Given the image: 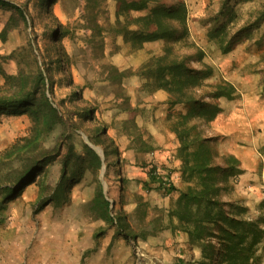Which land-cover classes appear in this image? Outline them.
Listing matches in <instances>:
<instances>
[{"label": "rangeland", "instance_id": "rangeland-1", "mask_svg": "<svg viewBox=\"0 0 264 264\" xmlns=\"http://www.w3.org/2000/svg\"><path fill=\"white\" fill-rule=\"evenodd\" d=\"M7 1L20 5L27 14L24 22L15 19L12 11L0 9V67L10 75L20 71L33 73L38 69L44 74L45 92L49 101L74 125L70 128L69 140L75 154L68 158V173L63 181L60 180L61 156H57L41 173L32 180H27V185L17 196L3 201L5 194L0 190V223L7 217H18L25 220L26 224L21 225V228L26 231L29 228H51V234L61 236L70 233L74 219L81 220L82 231L79 235L89 236V254H95L97 249L104 250L109 263L181 264L180 261L187 263L189 259L199 258L198 250L189 248L184 234L172 230L176 221H169L168 212L174 203L170 209L165 208L162 195L151 193V187L140 185L139 180H131L126 176L127 172L123 168L127 161L126 150L120 151L116 142L118 145L126 144L131 149L146 152L151 149L152 139L139 127L141 139L149 147L142 148L135 138L137 132L133 131L129 124H123L129 115L123 110L122 98H126L129 103V89L143 90L147 85L136 74L144 63L158 58L169 62L182 56L193 59L198 57L197 51H200L203 53L202 64L210 66L213 74L205 80L204 87L198 90L196 97H203L211 91L209 86L224 81L233 84L238 91L250 90L248 93L252 97L249 102V114L245 113L244 116L249 119L250 125L254 123V128H259L258 132L264 135L262 107L252 102L253 97L264 99V16L261 17L263 20H259L249 30L245 40L235 45L230 52L222 54L217 42L209 41L206 37L208 30L222 24L226 19L218 15L221 0H184L188 29L185 41L169 44L157 41L146 43L141 49L134 50L127 44L123 45L121 37L112 31L107 32L106 29L103 33V47L100 49L95 46L98 40H90L91 31L86 28L85 17L91 9L87 7L94 3L91 0H53L50 6L46 0ZM229 5L232 16L227 17V32L231 35L246 25L249 26L264 14V0H231ZM113 11L112 0L101 3L99 24L112 25ZM146 12H140L138 15H144ZM59 31L61 37L57 36L59 42L56 43L55 33H60ZM168 46H171L172 50L166 55L165 49ZM58 54L62 55L60 62L57 60ZM107 65L124 72L125 78L122 79L121 85L107 80ZM189 66L198 68L199 64L189 62ZM3 84L4 80L0 76V92L3 91ZM239 97L241 101V93L236 91L234 100L218 101V105L223 109L219 115L224 116L220 117V121L191 120L182 128L179 124L181 113H176L174 117L177 131L190 129L189 140H211L213 164L221 167L225 166L229 156L235 157L233 139L239 138V135L226 134L232 133V128L237 129L240 125V112L230 115L236 107L234 105L239 104ZM204 100L207 101V97ZM129 106L131 107L130 103ZM131 108L136 110V114L139 111L137 107ZM253 109L254 111H251ZM31 127L27 116L1 118V186L8 185L14 189L18 187L16 180L30 160L26 155L6 159L4 152L19 138L28 136ZM101 127H105L106 136L100 139V144L90 142L88 137L94 136ZM235 131L234 129L233 133ZM60 132V127L50 132L41 143L42 147L53 149L57 145ZM85 139L98 149V154L93 151L99 157V163L93 161L91 156L85 155L82 148V145L86 144ZM65 148L66 145L62 147V152ZM103 151L109 153L107 158L104 157ZM257 152L259 158L264 161V136L260 139ZM76 156H81L82 162L78 161ZM262 170L264 172V162ZM239 175L229 178L219 199L243 209L242 218L255 219L258 215V205L264 201V189H261L260 199L250 191L236 189L235 186L239 185ZM189 184L193 186L194 181ZM22 192L25 193L26 199L21 197ZM29 198L33 199L28 200ZM102 199L109 203L107 213L100 206ZM3 207L6 210L4 212ZM225 208L229 209L227 206ZM106 215L114 219L121 217L123 227L119 228L115 221L110 225ZM39 218H45L47 221L40 227L37 226L40 224H37ZM256 257V264H264L262 245L257 248Z\"/></svg>", "mask_w": 264, "mask_h": 264}, {"label": "trees", "instance_id": "trees-1", "mask_svg": "<svg viewBox=\"0 0 264 264\" xmlns=\"http://www.w3.org/2000/svg\"><path fill=\"white\" fill-rule=\"evenodd\" d=\"M91 1L94 3L87 7L91 9L85 17L86 28L91 31L90 40L97 39L95 46L100 49L103 47V33L106 29L107 32L112 31L121 37L123 44L134 50L141 49L146 43L157 41L168 44L185 41L188 36L187 8L184 0H112L114 21L112 25L106 24L107 28L106 25L99 24L100 4L107 0ZM230 1H220L218 15L226 19L222 24L208 30L206 34L209 41L217 42L222 54L230 52L235 45L245 40L249 30L259 20H263L261 17L264 16L262 14L249 26L246 25L231 35L227 32L229 23L227 17L232 16ZM46 2L50 6L53 0ZM0 9L12 11L15 19L25 22L27 12L24 13L20 5L0 0ZM143 11H147L146 14L138 15ZM60 28L59 26L58 29ZM55 36L54 41L58 43L61 32H56ZM171 50L172 47L168 46L165 49L166 55ZM197 53L198 57L193 59H188L187 56L169 62L164 61V58L154 59L144 63L136 73L147 84L144 87L147 91L163 90L170 95V106L184 104L188 107L185 115H179V124L182 128L191 120L214 121L223 112L218 101L220 99L231 101L236 98L235 88L226 81L209 86L208 89L211 90L209 93L201 98L196 97L198 90L204 87L205 80L213 74L210 66L202 64L203 53L200 51ZM61 59L62 55L58 54L57 60L60 62ZM189 62H196L199 67H190ZM105 69L109 75L107 80L121 85L122 79L125 78L124 72L112 65H107ZM0 76L4 80L3 91L0 92V122L3 116H27L32 124L30 134L19 138L4 152L6 159L26 155L30 160L16 180L17 188L0 185V190L5 194L2 200L5 201L17 196L27 185L26 181L41 173L57 156H61L60 180L65 179L68 173V158L75 154L69 140V131L74 125L49 101L45 92L46 77L39 69L33 73L20 71L10 75L0 67ZM205 97L207 101L204 100ZM121 104L129 115L123 124H129L131 129L137 132L135 138L142 148H149L141 139L140 129L135 124L136 110L129 106L124 97ZM57 127L61 130L57 145L50 150L44 149L41 143ZM189 132L190 129L177 131L178 155L182 160L183 177L188 183L194 181V185L179 193L174 206L168 212V217L171 223L173 220L176 221V225H172V230L184 234L189 248L198 250L199 258L189 259L187 263L180 261L181 264H256L257 248L260 245L264 247V201L258 205V215L255 219L242 218L243 209L221 202L219 196L225 190L229 178L241 174L238 168L239 161L229 156L224 167L213 164L211 140L196 138L189 140ZM105 136V127H101V130L96 131L95 135L88 139L90 142L100 144V139ZM64 140H67L66 143H63ZM64 145L66 150L62 152ZM82 148L85 155L91 156L93 161L99 163V157L87 144H83ZM103 154L105 158L109 155L106 151H103ZM76 157L82 162L81 156ZM149 178V183L156 184V188L163 190L164 194L176 191L171 185L164 188L162 177H155L149 173ZM100 206L107 213L108 201L102 199ZM106 220L110 225L115 221L119 228L123 227L121 217L114 219L106 215Z\"/></svg>", "mask_w": 264, "mask_h": 264}, {"label": "crops", "instance_id": "crops-1", "mask_svg": "<svg viewBox=\"0 0 264 264\" xmlns=\"http://www.w3.org/2000/svg\"><path fill=\"white\" fill-rule=\"evenodd\" d=\"M141 82L144 81L141 80ZM235 89L239 94L241 93V101L239 97V104L234 105L236 107L230 115L239 111L241 114H238L240 125L237 129L234 128L235 133H233L234 129L232 128V133L227 132L226 134L227 136L239 135V138L233 139V147L235 148L233 154L239 161V168L242 173L238 176L239 185L235 188L245 192L250 191L260 199L261 189H264V172L261 171L264 161L261 157L259 158L257 146L264 135L262 132H258L259 128H254V123L250 125L249 119L244 116L245 113L249 114V105L251 104L249 102L252 97L248 93L250 90L238 91L237 88ZM127 97L131 107H137L139 110L135 116V124L147 132L152 143L149 151L142 152L131 149L126 144L120 143L118 145L116 142L120 151L126 150L127 161L123 167L124 171L127 172L128 179H137L140 181V185L151 187V193L162 195L165 208L170 209L177 200L179 193L185 192L190 185L182 174V160L178 155L177 129H175L174 123L176 113L185 115L188 107L184 104L170 106V95L163 90L150 92L144 88L143 90L129 89ZM262 101L264 102V99L254 97L252 99L253 104L261 105V114L264 119ZM230 115L229 117L232 119L233 116ZM220 117L222 116L219 115L214 122L220 121ZM253 130L256 131L253 132ZM142 160L143 163H141ZM149 173L150 175L157 173L159 177L166 179L176 191L164 194L163 190L156 188V184L151 185L149 183ZM24 196L25 193L22 192L21 197L26 199ZM32 199L29 198L28 200ZM7 207L5 209H8ZM4 211L6 210L3 207L2 212ZM35 222L34 220L33 223ZM38 222L40 224L37 226L40 227L47 221L45 218H39L37 224ZM23 224H26L25 220L18 217H7L0 223V264H116L114 262L109 263V260L107 262L104 250L97 249L95 254H89L91 247L89 236L79 235V232L82 231L81 220L74 219L70 233L61 236L55 233L51 234V228H34L33 230L29 228L26 231V229L21 228Z\"/></svg>", "mask_w": 264, "mask_h": 264}, {"label": "built area", "instance_id": "built-area-1", "mask_svg": "<svg viewBox=\"0 0 264 264\" xmlns=\"http://www.w3.org/2000/svg\"><path fill=\"white\" fill-rule=\"evenodd\" d=\"M152 176H155V177H158V174L157 173H152L151 174ZM161 181H162V186L164 187V188H167V187H169V182L166 180V179H164V178H161Z\"/></svg>", "mask_w": 264, "mask_h": 264}, {"label": "water", "instance_id": "water-1", "mask_svg": "<svg viewBox=\"0 0 264 264\" xmlns=\"http://www.w3.org/2000/svg\"><path fill=\"white\" fill-rule=\"evenodd\" d=\"M85 142H86V144L92 149V150H94L97 154H98V149L97 148H95V147H93L88 141H87V139H85Z\"/></svg>", "mask_w": 264, "mask_h": 264}]
</instances>
